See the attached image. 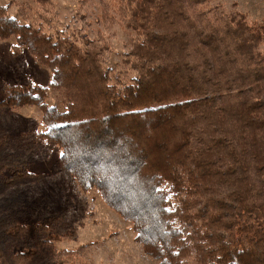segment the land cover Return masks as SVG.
<instances>
[{
	"label": "trees",
	"instance_id": "16d2710c",
	"mask_svg": "<svg viewBox=\"0 0 264 264\" xmlns=\"http://www.w3.org/2000/svg\"><path fill=\"white\" fill-rule=\"evenodd\" d=\"M30 22L0 5L13 40L51 75L5 84L0 101V264H74L57 249V218L18 211L43 175L35 142L10 133L37 107L58 163L131 225L156 264H264V18L250 24L215 0H113L133 33L122 66L111 46L61 27L52 0H30ZM58 94L59 107L48 104Z\"/></svg>",
	"mask_w": 264,
	"mask_h": 264
},
{
	"label": "rangeland",
	"instance_id": "374dc122",
	"mask_svg": "<svg viewBox=\"0 0 264 264\" xmlns=\"http://www.w3.org/2000/svg\"><path fill=\"white\" fill-rule=\"evenodd\" d=\"M61 27L68 32L88 34L92 39L106 41L111 52L105 65L114 72L122 66L124 47L134 35L117 22L119 14L113 0H52ZM10 5V13L20 21L30 22V0H0ZM226 14H242L250 24H259L264 18V0H215ZM13 40H0V101L4 99L5 84L31 83L47 86L51 80L48 69L37 63L25 49L14 51ZM58 94L49 92L48 104L59 107ZM18 121L10 132L13 137L27 135L25 142H35L34 161L30 170L43 177L23 192V203L18 211L25 212V221L34 223L57 218L66 225V238L57 249L63 257H72L74 264H156L147 257L131 225L108 207L96 190L83 192L68 172L58 163L60 150L52 144L35 141L45 131L37 107H24L15 114Z\"/></svg>",
	"mask_w": 264,
	"mask_h": 264
}]
</instances>
